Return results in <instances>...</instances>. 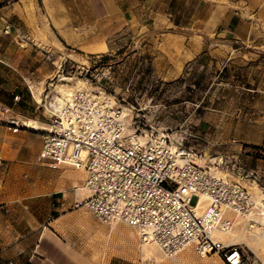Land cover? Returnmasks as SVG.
<instances>
[{
    "label": "rangeland",
    "instance_id": "rangeland-1",
    "mask_svg": "<svg viewBox=\"0 0 264 264\" xmlns=\"http://www.w3.org/2000/svg\"><path fill=\"white\" fill-rule=\"evenodd\" d=\"M78 4L79 0H0V54L11 46L10 53L21 60L23 52L17 46L28 42L48 50L52 62H57L58 72L47 81L28 83L33 107L28 116L49 124L46 108L61 97L60 87L66 84L73 91L80 89L77 86L82 81L83 89L107 93L128 107L130 120H137L143 129L183 139L186 147L203 155L202 161L223 157L230 171L240 164L245 173L235 168L230 178L248 189L254 184L243 176L257 172L258 189L251 193L264 204V65L261 58H252L255 50L248 48L246 57L229 59L211 48L186 74L169 81L157 75L149 54L154 52L150 48L154 30L148 21L139 27H112L106 47L91 54L84 49L87 41L76 42L87 36L90 39L91 32L60 26L64 20L76 23ZM35 57L33 53L29 59L32 65ZM63 77L71 79L64 82ZM13 114L23 124L28 120ZM263 210L264 205L250 218H238L232 230L242 236L233 244L246 264H264ZM109 227L111 245L101 264H225L217 255L200 257L191 248L169 258L152 245L151 255L146 256L135 229L122 223Z\"/></svg>",
    "mask_w": 264,
    "mask_h": 264
},
{
    "label": "crops",
    "instance_id": "crops-1",
    "mask_svg": "<svg viewBox=\"0 0 264 264\" xmlns=\"http://www.w3.org/2000/svg\"><path fill=\"white\" fill-rule=\"evenodd\" d=\"M78 13L76 23L64 20L60 26L91 32L90 39L76 41H87L84 49L91 54L106 47L112 27L148 21L154 30L149 54L157 75L169 81L186 74L211 48L229 59L246 57L253 48L252 58L264 65V0H79ZM17 48L21 60L10 53L11 46L0 54V103L49 125L28 116L33 108L28 83L47 81L58 72L57 62L36 44ZM42 146L41 129L13 132L0 125V264H101L112 228L76 206L87 198L86 172L36 165Z\"/></svg>",
    "mask_w": 264,
    "mask_h": 264
},
{
    "label": "built area",
    "instance_id": "built-area-1",
    "mask_svg": "<svg viewBox=\"0 0 264 264\" xmlns=\"http://www.w3.org/2000/svg\"><path fill=\"white\" fill-rule=\"evenodd\" d=\"M46 109L50 123L41 131L36 165L86 172L87 198L76 206L87 208L99 223L135 229L142 244H153L165 257L191 248L200 257L246 264L239 247L221 237L238 218H250L262 206L251 189L230 178L235 168L245 173L243 166L230 171L223 157L204 165L203 155L183 139L143 129L104 92L75 89L63 106L55 101ZM0 115V125L11 131L25 128L1 103ZM243 177L253 184L260 179L255 171Z\"/></svg>",
    "mask_w": 264,
    "mask_h": 264
},
{
    "label": "bare ground",
    "instance_id": "bare-ground-1",
    "mask_svg": "<svg viewBox=\"0 0 264 264\" xmlns=\"http://www.w3.org/2000/svg\"><path fill=\"white\" fill-rule=\"evenodd\" d=\"M105 48V46L104 47H102V49H104ZM101 49H95V50H93L94 52L96 51V52H98V51H100ZM71 78H69V77H63L62 79H61V81H69ZM85 85V84H84ZM60 86V85H59ZM82 86H83V82L82 81H80L79 82V85L77 86L78 88H80V89H83L82 88ZM72 89H68V88H66V84H64V85H62L61 87H60V90H59V92L61 93V97H59V98H57V107L58 106H63L64 105V102H65V100H66V98L71 94V91ZM113 97V96H112ZM37 99H38V101L39 102H41V99H40V96H37ZM123 108H124V113H125V115L126 116H129V108L128 107H126V106H123ZM24 125L26 126V127H31V128H33V129H41V131H43V130H45L46 129V126H43V125H40V124H38L37 122H35L34 120H30V119H28V120H26L25 122H24ZM48 126V125H47ZM215 159H213V160H211V162L212 161H214ZM216 161V160H215ZM204 165H210L209 163H207L206 161H203L202 162ZM251 190H253V189H258V187H257V185L256 184H254L251 188H250ZM264 200V199H263ZM257 201V200H256ZM262 201V200H261ZM202 202V201H201ZM259 204H262V205H264L262 202H259V201H257ZM201 204H203V203H201ZM260 215H261V220H262V224L261 225H264V210L260 213ZM251 222H256V223H258L257 221H256V219H251L250 220ZM250 227L251 228H253V227H255V225H253V224H250ZM127 230V229H126ZM128 232V231H127ZM131 234L132 235H134V232H131ZM138 234V233H137ZM221 237L224 239V240H226L228 243H231V244H233V243H235L236 241H238V240H240L241 238H242V236L241 235H238L237 233H234V232H232V231H230L227 235H221ZM262 237V236H261ZM261 239V238H260ZM153 244H143V252L145 253V255L146 256H150L151 255V250L154 248H151V246H152ZM142 246V245H141ZM147 259V258H146Z\"/></svg>",
    "mask_w": 264,
    "mask_h": 264
}]
</instances>
